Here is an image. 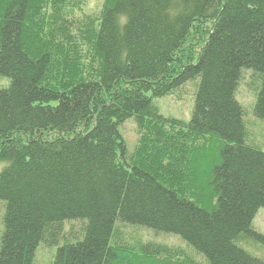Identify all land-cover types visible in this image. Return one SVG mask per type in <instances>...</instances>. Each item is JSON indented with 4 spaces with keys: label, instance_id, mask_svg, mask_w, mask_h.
<instances>
[{
    "label": "trees",
    "instance_id": "trees-1",
    "mask_svg": "<svg viewBox=\"0 0 264 264\" xmlns=\"http://www.w3.org/2000/svg\"><path fill=\"white\" fill-rule=\"evenodd\" d=\"M86 3L0 0V264H34L41 243L51 264H264L244 247L264 243V149L238 98L251 71L264 121V0H104L84 21ZM195 80L190 120L154 103Z\"/></svg>",
    "mask_w": 264,
    "mask_h": 264
},
{
    "label": "rangeland",
    "instance_id": "rangeland-1",
    "mask_svg": "<svg viewBox=\"0 0 264 264\" xmlns=\"http://www.w3.org/2000/svg\"><path fill=\"white\" fill-rule=\"evenodd\" d=\"M103 3L104 0H87L86 5L83 7V11L79 10L76 12V14L78 18L84 21H87L86 18L89 16L99 17ZM251 75V71H247L245 73L244 80L242 81L239 88L238 98L246 110L245 117L249 132L248 142L258 145L264 149V121L261 119L259 120L254 115L256 93L253 91L254 89L251 86ZM10 83V78L0 75V89L8 87ZM198 85L199 80L190 81L177 89L174 93L164 97H156L153 99V101L164 115L173 116L188 121L192 118ZM121 132L128 144L130 151H133L140 140L139 131L134 118L128 119L121 126ZM1 167L2 165L0 166V170L2 169ZM4 213L3 204L0 202V237L4 228ZM82 225L83 224L81 221L68 222L66 224L67 232L69 230L78 232L83 227ZM253 225L258 232L264 235V208H261L257 213ZM121 231L125 237V240L131 243L138 241H157L171 245L187 247V242L179 235L156 232L139 225L124 224L121 226ZM244 247L257 257H260L264 260V243L261 240L252 238L251 240L244 243ZM56 251V246L50 247L41 243L37 249L34 264H51ZM196 257L200 260L202 259L201 256L196 255Z\"/></svg>",
    "mask_w": 264,
    "mask_h": 264
}]
</instances>
